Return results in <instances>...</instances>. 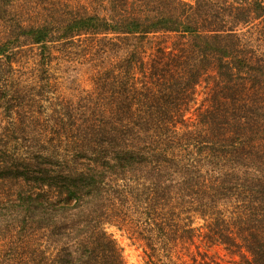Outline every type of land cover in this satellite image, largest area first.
Returning a JSON list of instances; mask_svg holds the SVG:
<instances>
[{"label":"trees","instance_id":"trees-1","mask_svg":"<svg viewBox=\"0 0 264 264\" xmlns=\"http://www.w3.org/2000/svg\"><path fill=\"white\" fill-rule=\"evenodd\" d=\"M0 27L3 99L24 49L92 81L40 95L31 159L0 151V264H122L110 227L144 264H264V0H0Z\"/></svg>","mask_w":264,"mask_h":264},{"label":"rangeland","instance_id":"rangeland-1","mask_svg":"<svg viewBox=\"0 0 264 264\" xmlns=\"http://www.w3.org/2000/svg\"><path fill=\"white\" fill-rule=\"evenodd\" d=\"M63 1V0H62ZM75 3L77 0H65ZM251 32L247 37L253 39L254 45H260L257 40L255 31L247 29ZM1 35V27H0ZM262 45V44H261ZM53 55L56 58L48 68H50L51 77L41 79L39 73L35 69L39 62L38 53L34 48L24 49L16 58V62L12 63V72L9 76H5L8 84L15 86L12 90H16L10 99L5 96L3 99L0 95V151L8 150L12 157H21V159L32 158L33 151L36 150L35 145L39 141L42 125L45 127V140H48L51 133V124L54 113L47 97L52 99L71 102L73 106H80L83 99L92 88V81L89 73L86 72L84 66L79 67L78 73L68 70L61 62L73 58L67 54V51H77L68 43L56 45L53 47ZM67 54L66 56H61ZM62 57L63 59L61 60ZM68 63V62H67ZM65 63V65L67 64ZM5 70L6 65L1 66ZM70 69V68H69ZM45 87L46 94L41 92V88ZM6 92V91H5ZM11 93L12 91H8ZM40 93V94H39ZM40 95H47V99L40 105ZM26 98V101L23 100ZM57 100V101H58ZM201 97L197 101H200ZM6 158L0 154V159ZM108 232L122 249V264H144L143 249L135 241H132L126 233L117 230L114 227L108 228ZM201 250L207 251L208 255L220 264H237L238 257H229L226 252L219 247L207 249L205 246Z\"/></svg>","mask_w":264,"mask_h":264}]
</instances>
